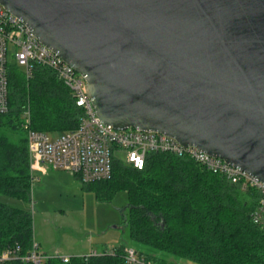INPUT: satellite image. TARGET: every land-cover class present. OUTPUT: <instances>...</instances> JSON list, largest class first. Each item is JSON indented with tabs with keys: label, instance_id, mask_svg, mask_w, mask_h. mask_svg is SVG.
Segmentation results:
<instances>
[{
	"label": "water",
	"instance_id": "water-1",
	"mask_svg": "<svg viewBox=\"0 0 264 264\" xmlns=\"http://www.w3.org/2000/svg\"><path fill=\"white\" fill-rule=\"evenodd\" d=\"M81 76L96 117L264 184V0H0Z\"/></svg>",
	"mask_w": 264,
	"mask_h": 264
},
{
	"label": "trees",
	"instance_id": "trees-1",
	"mask_svg": "<svg viewBox=\"0 0 264 264\" xmlns=\"http://www.w3.org/2000/svg\"><path fill=\"white\" fill-rule=\"evenodd\" d=\"M7 90L8 111L0 114V195L29 203L33 184L22 128L25 114L31 130L53 136L75 130L83 113L71 92L39 66L26 77L8 64ZM81 185L106 200L126 194L123 224L129 247L152 264H264V227L251 221L257 194L241 191L192 161L149 154L136 170L113 159L108 180ZM32 242V214L0 203V253L18 247L25 255ZM125 247L109 249L113 254L105 250L94 257L67 263L55 258L44 264H125Z\"/></svg>",
	"mask_w": 264,
	"mask_h": 264
},
{
	"label": "built area",
	"instance_id": "built-area-1",
	"mask_svg": "<svg viewBox=\"0 0 264 264\" xmlns=\"http://www.w3.org/2000/svg\"><path fill=\"white\" fill-rule=\"evenodd\" d=\"M15 64L26 77L35 66L49 70L70 92L75 106L83 115L78 127L59 137L30 129L28 113L22 128L26 134L31 183L47 172H64L76 177L82 184L108 180L111 176L113 159H120L136 170H141L149 154H169L176 158L192 161L213 175L223 177L241 191H253L258 203L251 215L254 225L264 227V184L250 178L223 161L207 156L195 148L183 147L171 138L154 132H139L133 129L118 131L105 125L96 117L86 95V84L81 76L66 65L55 53L41 45L28 29L0 6V114L7 108V66ZM123 153L118 157L117 153ZM91 253L86 257L98 256ZM104 254H113L107 250ZM48 258L38 251L33 241L29 253L20 254L18 247L6 248L0 253V264H44ZM125 264H152L135 249L123 250Z\"/></svg>",
	"mask_w": 264,
	"mask_h": 264
},
{
	"label": "rangeland",
	"instance_id": "rangeland-1",
	"mask_svg": "<svg viewBox=\"0 0 264 264\" xmlns=\"http://www.w3.org/2000/svg\"><path fill=\"white\" fill-rule=\"evenodd\" d=\"M117 156L124 155L118 152ZM43 176L33 183L29 203L0 195V203L32 214L33 240L41 238L48 248L57 246L63 252L89 243L87 254L99 252L103 246L107 250L119 245L131 246L123 224V219H127L124 192L106 200L84 189L77 178L64 172Z\"/></svg>",
	"mask_w": 264,
	"mask_h": 264
},
{
	"label": "crops",
	"instance_id": "crops-1",
	"mask_svg": "<svg viewBox=\"0 0 264 264\" xmlns=\"http://www.w3.org/2000/svg\"><path fill=\"white\" fill-rule=\"evenodd\" d=\"M52 172H47L43 177H51L50 174ZM67 174V173H66ZM70 175V174H68ZM72 176V175H71ZM39 180V179H38ZM36 245L38 246V251L44 255L45 257H48V258H51V257H54V256H60L62 258H67V259H70V258H75V257H86L90 254H87V251H88V246H89V243H81V245H77L75 247V250L73 249H69V251H65L63 252L62 248L60 249V247L58 248L57 246H54L52 248H48L47 245H44L45 242L41 239V238H35L33 240ZM120 246V245H119ZM126 247H129V246H126ZM106 248L108 247H105L103 246L102 248H100V251L99 252H92V253H101L105 250H107ZM61 252V253H60ZM53 255V256H52Z\"/></svg>",
	"mask_w": 264,
	"mask_h": 264
}]
</instances>
